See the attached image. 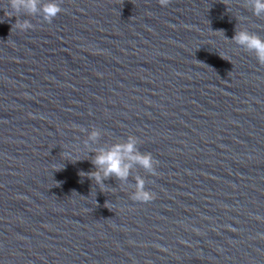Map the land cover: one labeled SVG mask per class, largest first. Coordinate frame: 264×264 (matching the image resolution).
Listing matches in <instances>:
<instances>
[{"label":"water","instance_id":"1","mask_svg":"<svg viewBox=\"0 0 264 264\" xmlns=\"http://www.w3.org/2000/svg\"><path fill=\"white\" fill-rule=\"evenodd\" d=\"M7 2L0 264H264V65L231 40L264 38V18L245 0H63L20 31ZM129 135L156 175L101 189L94 152ZM136 175L153 200L131 199Z\"/></svg>","mask_w":264,"mask_h":264},{"label":"clouds","instance_id":"2","mask_svg":"<svg viewBox=\"0 0 264 264\" xmlns=\"http://www.w3.org/2000/svg\"><path fill=\"white\" fill-rule=\"evenodd\" d=\"M62 2L63 0H8L6 7L8 16L17 18L13 25L20 31H26L32 29L33 24L28 19H19L21 14L40 16L44 22L51 23L63 11ZM158 2L162 7H166L170 0H158ZM245 6L251 9L254 16L264 18V0H245ZM231 40L245 51L252 53L258 64L264 65V38L255 32L241 29L235 31ZM100 136L101 131L93 128L88 133L87 140L96 142ZM139 143L136 136L129 135L126 140L97 149L91 159L95 171L87 173L88 177L103 189L106 187L104 181L110 177H115L121 182H127L132 169L136 166L150 175H156L155 166L158 161L153 158L150 152L141 153L138 149ZM83 174L85 175V173ZM134 181V191L131 193L132 200L149 202L155 198L154 193L145 189L143 177L136 175Z\"/></svg>","mask_w":264,"mask_h":264}]
</instances>
